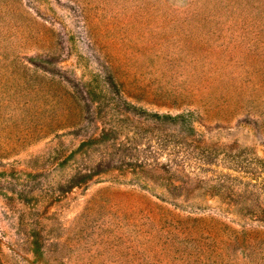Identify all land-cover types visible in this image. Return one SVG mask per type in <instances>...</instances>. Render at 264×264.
<instances>
[{"label": "rangeland", "instance_id": "374dc122", "mask_svg": "<svg viewBox=\"0 0 264 264\" xmlns=\"http://www.w3.org/2000/svg\"><path fill=\"white\" fill-rule=\"evenodd\" d=\"M0 264H264V0H0Z\"/></svg>", "mask_w": 264, "mask_h": 264}]
</instances>
